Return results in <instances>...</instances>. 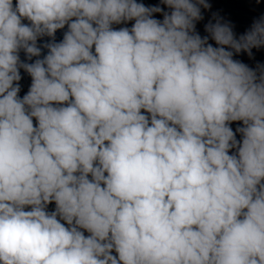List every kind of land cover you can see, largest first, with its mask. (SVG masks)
I'll return each mask as SVG.
<instances>
[{
  "label": "clouds",
  "instance_id": "9594fccd",
  "mask_svg": "<svg viewBox=\"0 0 264 264\" xmlns=\"http://www.w3.org/2000/svg\"><path fill=\"white\" fill-rule=\"evenodd\" d=\"M211 7L0 0V264H264V15Z\"/></svg>",
  "mask_w": 264,
  "mask_h": 264
}]
</instances>
